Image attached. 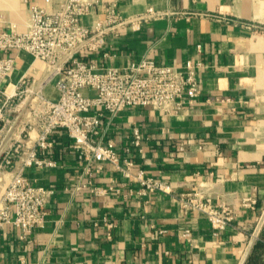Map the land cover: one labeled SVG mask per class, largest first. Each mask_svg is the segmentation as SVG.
Here are the masks:
<instances>
[{"label": "crops", "instance_id": "0c3cea01", "mask_svg": "<svg viewBox=\"0 0 264 264\" xmlns=\"http://www.w3.org/2000/svg\"><path fill=\"white\" fill-rule=\"evenodd\" d=\"M62 1L0 0L3 27L21 31L32 6L51 12ZM99 1L82 24L93 28L109 9L122 24L86 60L100 69L145 58L175 70L200 62L203 81L193 106L168 115L126 110L106 118L100 138L175 192H200L215 208H229L233 221L216 230L200 213L182 214L174 196H140L139 186L110 164L81 160L59 130L41 152L55 166L25 172L32 185L52 192L46 223L26 238L12 226L0 231V264H240L264 213V0ZM150 9L156 15L146 18ZM47 76L43 62L21 52L3 90L10 95L29 77L56 100ZM16 115L24 120V111L9 117ZM134 129L141 149L132 146ZM11 175L0 172V186ZM109 187L115 191L93 192ZM248 199L257 202L254 209L243 206ZM244 264H264V223Z\"/></svg>", "mask_w": 264, "mask_h": 264}, {"label": "built area", "instance_id": "2783aa9c", "mask_svg": "<svg viewBox=\"0 0 264 264\" xmlns=\"http://www.w3.org/2000/svg\"><path fill=\"white\" fill-rule=\"evenodd\" d=\"M99 2L63 0L51 12L34 5L21 31L4 28L0 13V172L12 174L0 186V231L12 226L26 238L45 225L52 192L32 185L25 172L32 167L55 166L41 152L52 148L51 137L59 130L73 140L81 160L110 164L139 186L140 196L157 192L174 196L182 214L200 213L214 229L225 228L233 221L229 208H215L212 199L200 192H175L168 183L148 177L130 158L122 159L113 140L100 138L106 118L114 120L126 110L152 108L168 115L193 106L202 95L203 81L198 76L200 62L189 61L185 70H175L145 58L125 68L100 69L86 60V54L104 46L107 32L122 24L115 11L109 9L104 21L93 28L84 26L82 18ZM154 15L150 9L146 18ZM21 52L46 65L45 85L53 83L58 92L56 100L44 95L43 86L34 88L35 81L29 77L23 78L10 95L3 90ZM29 97L33 98L25 108ZM22 98L23 102L17 104ZM22 111L23 121L18 115L9 117ZM132 146L142 148L138 129H134ZM110 191L115 189L93 190L98 196ZM256 203L248 199L243 206L254 209ZM105 224L109 230L115 227L112 222Z\"/></svg>", "mask_w": 264, "mask_h": 264}, {"label": "water", "instance_id": "95a60500", "mask_svg": "<svg viewBox=\"0 0 264 264\" xmlns=\"http://www.w3.org/2000/svg\"><path fill=\"white\" fill-rule=\"evenodd\" d=\"M263 223H264V213H263V215H262L261 221H260V223H259V225H258V227H257V229H256V231H255V233H254V236H253V238H252V240H251V242H250V244H249V246H248V248H247V251H246V253H245V255H244V257H243V259H242V261H241L240 264H244V262H245V260H246V258H247V256H248V253H249L250 249L252 248V246H253V244H254V241H255V239L257 238V236H258V234H259V231H260V229H261Z\"/></svg>", "mask_w": 264, "mask_h": 264}, {"label": "rangeland", "instance_id": "374dc122", "mask_svg": "<svg viewBox=\"0 0 264 264\" xmlns=\"http://www.w3.org/2000/svg\"><path fill=\"white\" fill-rule=\"evenodd\" d=\"M10 90H11V92H12V88H11ZM32 98H33V97H29L28 100H27L26 102H24V103H25V108L27 107V105L29 104V102L31 101ZM23 100H24V98H22V99L16 101V103H17V104H20V103L23 102Z\"/></svg>", "mask_w": 264, "mask_h": 264}, {"label": "bare ground", "instance_id": "6f19581e", "mask_svg": "<svg viewBox=\"0 0 264 264\" xmlns=\"http://www.w3.org/2000/svg\"><path fill=\"white\" fill-rule=\"evenodd\" d=\"M10 89H11V88H10ZM12 91H13V87H12ZM9 92L12 94L11 90H10Z\"/></svg>", "mask_w": 264, "mask_h": 264}]
</instances>
